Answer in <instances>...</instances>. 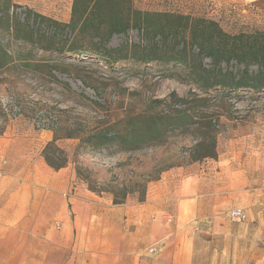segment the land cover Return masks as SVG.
Here are the masks:
<instances>
[{"label": "rangeland", "instance_id": "374dc122", "mask_svg": "<svg viewBox=\"0 0 264 264\" xmlns=\"http://www.w3.org/2000/svg\"><path fill=\"white\" fill-rule=\"evenodd\" d=\"M55 1L13 0L10 12L21 20L27 18L29 12L44 13L48 17L57 12L64 16L67 1L62 0L57 6ZM135 2L142 10L214 19L230 33L264 31V0ZM59 5L61 8L55 11ZM1 28L0 23L1 45L17 59L25 46L12 40ZM127 39L140 42V36L134 31L129 38L114 37L111 46L116 47ZM35 55V60L55 69L51 73L53 78L27 71L17 62L0 70V137L22 142L23 147L42 157L46 164L48 157L56 167L64 166L55 171L73 168L78 180L64 196L71 198L80 189L100 196L103 200L102 205L97 206L95 227L110 229L111 242L114 239L117 242L119 235L127 230V243L133 244L135 226H127L125 209L142 204L166 172L181 169L184 175H190L203 165L223 164L253 172L255 181L260 184L264 181V92L242 91L239 97L232 94L222 99L203 95L178 78H167L157 67L127 64L124 68L110 69L82 56L59 59L39 51ZM175 97L189 103L185 107L193 128L205 123L218 131L216 158L193 162V156L204 151L195 154L198 139L179 130L171 132L163 144L147 145L131 152L116 147L93 149L84 141L91 132L124 117L184 110ZM200 98L208 101L201 102ZM47 136H52V140L48 141ZM55 138L58 139L53 146L48 147ZM115 201L122 203L115 205ZM217 216L219 214H215ZM163 223L167 225L166 221ZM56 224H52L53 232L57 231ZM192 224L195 226L193 264H239L240 260L234 256L222 259L219 249L224 246L223 238L214 236L209 225L206 229L204 222ZM169 226H174V219ZM245 230L246 227L238 228L237 232ZM136 242L141 247L135 258L137 261L157 259L160 251L156 257L148 254L154 244L149 242L147 235L136 237ZM11 256L12 263L16 264L18 252H12ZM133 261L134 258H128L126 264H133Z\"/></svg>", "mask_w": 264, "mask_h": 264}, {"label": "crops", "instance_id": "0c3cea01", "mask_svg": "<svg viewBox=\"0 0 264 264\" xmlns=\"http://www.w3.org/2000/svg\"><path fill=\"white\" fill-rule=\"evenodd\" d=\"M66 1L64 16L56 12L49 17L69 22L73 0ZM59 2L63 1L56 0L55 5ZM58 8L61 5L54 10ZM255 179L251 171L223 164L203 165L190 175L181 169L166 172L142 204L125 209L127 226H135L133 244L127 243V230L111 242L110 229L95 227L100 196L86 189L71 198L64 196L78 180L73 168L55 171L22 142L3 136L0 264H13L15 251L16 264H126L128 258H134L133 264H193L195 226L190 224L195 221L204 222L206 229L209 225L214 236L223 238L222 259L234 256L239 264H264V181ZM235 208L245 211L244 222L230 219L228 212ZM173 219L174 226H169ZM243 227L245 232H237ZM142 234L160 248L157 259H135L141 252L136 237Z\"/></svg>", "mask_w": 264, "mask_h": 264}, {"label": "trees", "instance_id": "16d2710c", "mask_svg": "<svg viewBox=\"0 0 264 264\" xmlns=\"http://www.w3.org/2000/svg\"><path fill=\"white\" fill-rule=\"evenodd\" d=\"M13 5V0H0L1 31L8 32L12 40L23 43L26 49L16 59L0 43V70L18 63L27 71L53 78L51 73L55 69L35 60V52L39 51L59 59L82 56L110 69L127 64L157 67L167 78H178L203 95L222 99L232 94L239 97L242 91L264 92V31L230 33L217 20L142 10L135 0H73L67 23L32 12L21 20L10 12ZM134 31L140 42L127 39L111 46L114 37L129 38ZM174 99L184 110L124 117L96 129L84 141L93 149L116 147L131 152L163 144L171 132L179 130L198 139L195 154L204 151L193 156V162L216 158L218 131L205 123L193 128L185 107L189 103ZM46 161L53 169L64 167H56L48 157Z\"/></svg>", "mask_w": 264, "mask_h": 264}, {"label": "built area", "instance_id": "2783aa9c", "mask_svg": "<svg viewBox=\"0 0 264 264\" xmlns=\"http://www.w3.org/2000/svg\"><path fill=\"white\" fill-rule=\"evenodd\" d=\"M229 217L233 222H244L247 219V215L243 209L235 208L229 212ZM160 251L157 245L151 246L148 250L150 256H156Z\"/></svg>", "mask_w": 264, "mask_h": 264}]
</instances>
